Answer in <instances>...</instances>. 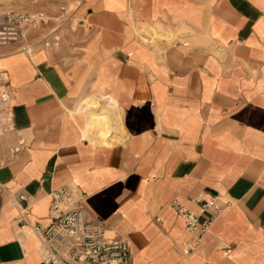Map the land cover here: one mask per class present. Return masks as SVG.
Segmentation results:
<instances>
[{
  "label": "crops",
  "instance_id": "crops-1",
  "mask_svg": "<svg viewBox=\"0 0 264 264\" xmlns=\"http://www.w3.org/2000/svg\"><path fill=\"white\" fill-rule=\"evenodd\" d=\"M77 1L2 0L0 12ZM73 15L58 48L39 43L49 27L0 47L14 124L0 136V264H40L29 226L48 223L66 184L128 242L131 264H264V0H81ZM156 27L172 40L152 44ZM93 96L123 135L78 114ZM198 196L230 207L190 249L171 203L198 213Z\"/></svg>",
  "mask_w": 264,
  "mask_h": 264
},
{
  "label": "built area",
  "instance_id": "built-area-1",
  "mask_svg": "<svg viewBox=\"0 0 264 264\" xmlns=\"http://www.w3.org/2000/svg\"><path fill=\"white\" fill-rule=\"evenodd\" d=\"M80 4L81 0L75 6H60L54 15L43 11L3 12L0 15V47L21 41L25 28L49 27L39 43L46 50L58 48L62 29L67 27L75 31L79 26L73 14ZM27 49L22 48V51ZM11 100L6 73L0 69V136L14 130ZM23 144L24 139L19 137L12 152L17 153ZM83 195L73 184L55 190L47 210L48 223L29 226L30 232L39 239L40 264H131L128 242L120 236H107L101 222L88 219L77 207ZM193 201L198 205V213L183 207L177 199L171 203L185 230L193 237L190 249L201 242L212 222L230 207L229 202L214 196L207 199L198 196ZM24 214V210L19 212L23 220Z\"/></svg>",
  "mask_w": 264,
  "mask_h": 264
},
{
  "label": "rangeland",
  "instance_id": "rangeland-1",
  "mask_svg": "<svg viewBox=\"0 0 264 264\" xmlns=\"http://www.w3.org/2000/svg\"><path fill=\"white\" fill-rule=\"evenodd\" d=\"M1 1L2 0H0V3H1ZM61 6H63V5H61ZM9 9L11 10V7L8 8V9H5L3 12H5V11H7ZM43 12H45V11L43 10ZM2 13L0 12V15ZM161 30L162 29L160 27H156L155 30L154 29L153 30L152 29H149L150 34H147L148 36H146V38L150 37V40L152 41V44H154L155 41H160L162 39H165L166 41L170 42L172 40V36L169 35V34H164V32L161 31ZM136 31H137L138 34H140L143 31V29L141 30V29H138L137 28ZM93 99H95L94 96L93 97H89V98H85L82 101V103H81V106L79 108L78 114L80 116H82V117L85 116L87 118V121H88V124L89 125H91L92 123H94L100 117V115H106L108 117V119L110 120L111 124H112V129H114L116 132H118V133H120V134L123 135L122 125H121V120H120V115L118 114L116 108H110V107H108V105L104 106V103L103 102H101L99 104V103H97ZM89 102H91L92 104H94L92 106L93 108H91V109H93L95 111L88 110V111H85L84 114L81 113L82 108L85 107ZM105 104H108V102H106ZM119 142H117V143H119Z\"/></svg>",
  "mask_w": 264,
  "mask_h": 264
}]
</instances>
